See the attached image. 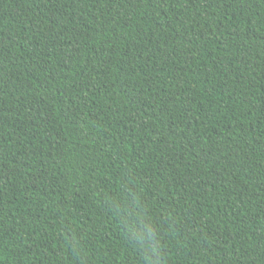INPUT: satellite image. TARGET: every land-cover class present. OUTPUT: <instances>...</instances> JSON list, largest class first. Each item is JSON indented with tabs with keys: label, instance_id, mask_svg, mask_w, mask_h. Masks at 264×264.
I'll return each mask as SVG.
<instances>
[{
	"label": "trees",
	"instance_id": "obj_1",
	"mask_svg": "<svg viewBox=\"0 0 264 264\" xmlns=\"http://www.w3.org/2000/svg\"><path fill=\"white\" fill-rule=\"evenodd\" d=\"M0 264H264V0H0Z\"/></svg>",
	"mask_w": 264,
	"mask_h": 264
}]
</instances>
